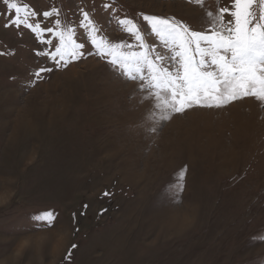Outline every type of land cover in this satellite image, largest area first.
Listing matches in <instances>:
<instances>
[{
    "label": "rangeland",
    "instance_id": "374dc122",
    "mask_svg": "<svg viewBox=\"0 0 264 264\" xmlns=\"http://www.w3.org/2000/svg\"><path fill=\"white\" fill-rule=\"evenodd\" d=\"M17 2L44 27L59 9L85 47L57 64L47 53L58 38L6 26L15 16L0 0V264H264V104L246 97L157 121L155 100L96 54L84 27L88 12L100 35L138 51L118 23L132 19L168 56L144 16L202 31L205 12L231 0ZM40 68L52 70L36 79ZM45 212L51 223L37 219Z\"/></svg>",
    "mask_w": 264,
    "mask_h": 264
},
{
    "label": "snow or ice",
    "instance_id": "6c2138e0",
    "mask_svg": "<svg viewBox=\"0 0 264 264\" xmlns=\"http://www.w3.org/2000/svg\"><path fill=\"white\" fill-rule=\"evenodd\" d=\"M196 2L203 4V0ZM3 3L15 16L6 26L26 25L37 34L47 32L58 38L55 51L47 53L57 64L66 67L84 56L85 45L77 42L71 26L62 27L59 9L43 13L44 18L56 17L53 27H44L32 20L38 14L30 12L28 5H20L17 0ZM83 17L88 21L84 27L96 54L110 58L108 63L129 80L141 82L139 87L155 100L153 116L157 121L171 120L174 114L193 107L222 108L246 97L264 104V0H231L230 7H218L215 13L206 11L202 31H194L174 18L144 16L151 31L169 50L168 56L145 44L140 27L132 19L123 18L118 23L137 41L138 51H126L125 44L110 42L100 35L88 12ZM51 70L40 68L34 77L39 79ZM185 174L183 169L177 176L175 193L183 191ZM37 219L51 223L54 215L45 212Z\"/></svg>",
    "mask_w": 264,
    "mask_h": 264
},
{
    "label": "bare ground",
    "instance_id": "6f19581e",
    "mask_svg": "<svg viewBox=\"0 0 264 264\" xmlns=\"http://www.w3.org/2000/svg\"><path fill=\"white\" fill-rule=\"evenodd\" d=\"M60 244H61V238L56 237L55 241H53V247H54V248H53V250H54L53 254H54V255H55V251H56V249L60 246ZM62 244H63V243H62ZM35 246H36V248L39 247L38 244H36Z\"/></svg>",
    "mask_w": 264,
    "mask_h": 264
}]
</instances>
